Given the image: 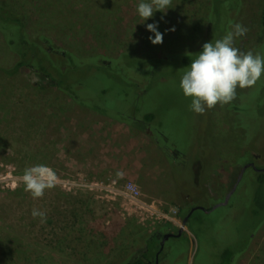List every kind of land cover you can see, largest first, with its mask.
<instances>
[{
	"label": "rangeland",
	"instance_id": "1",
	"mask_svg": "<svg viewBox=\"0 0 264 264\" xmlns=\"http://www.w3.org/2000/svg\"><path fill=\"white\" fill-rule=\"evenodd\" d=\"M0 1L23 16L32 39L44 36L79 58L103 55L108 59L127 51L155 58L201 48L203 40L196 29L208 8H216L214 14L208 13L209 24L216 26H221L216 13L228 17L230 8H238L236 22L248 31L235 39L234 46L247 52L254 45L264 2L220 0L215 5L211 0H172L166 13L157 11L143 21L136 11L140 0ZM153 23L163 35L161 44L149 40L155 34L146 25ZM213 36L209 34L212 42ZM16 62L0 34V264H112L134 250L137 233H152L164 223L178 231L182 226L179 208L207 206L202 204L206 201L199 203V195L177 192L156 142L78 106L55 88L38 87L35 75L26 68L7 73ZM163 74L151 84L141 107L155 110L168 142L188 153V163L196 157L206 159L205 170L210 172L201 180L202 195L218 204L232 193L227 205L211 209L200 215L202 221L184 228L188 264H193L195 256L205 255L201 243H215V252L223 245L235 251L242 249L245 238L252 240L238 264H264V225L256 232L258 221L250 213L253 200L250 207L246 203L258 189L254 176L240 172L241 161L236 165L225 151L215 150L230 144L225 105L204 114L191 113V98L179 87L184 71L171 66ZM259 84L264 86V74ZM124 87L132 90L131 85ZM256 93L251 91L242 100L247 111L240 112V118L248 115V131L259 133L264 142ZM119 101L126 103L124 98ZM241 148V155L245 149L250 157L256 154L254 146ZM35 165H46L56 174L55 187L38 199L24 191L21 180L24 170ZM126 182L136 186L139 202L120 196ZM144 203L151 205L154 215L141 209ZM33 209L46 212V221L33 218Z\"/></svg>",
	"mask_w": 264,
	"mask_h": 264
},
{
	"label": "trees",
	"instance_id": "2",
	"mask_svg": "<svg viewBox=\"0 0 264 264\" xmlns=\"http://www.w3.org/2000/svg\"><path fill=\"white\" fill-rule=\"evenodd\" d=\"M220 2V0H211V3L215 5ZM215 9L208 8V12L206 11L202 18L198 19L196 30L200 32V37L203 40L202 46L204 43L211 41L209 34L214 35V43L228 31H231L232 26L237 23L236 20L239 15L236 12L238 8L233 9V11L230 8L227 11L228 17H222L220 13L215 14L216 23L220 22L221 26H216L214 23L209 24L208 17L210 14L208 13L212 10L214 14ZM258 18L259 30L255 32L252 49L248 51H252L254 55L259 54L264 57V2ZM0 34L3 36L7 49L17 59L12 70H5L7 73H16L18 70L26 68L35 75L38 87L42 89L55 88L78 106L125 124L156 142L166 158L171 180L175 184L177 192L183 194V196L190 195V197L199 195V203L202 201L208 203H202L207 205L204 207L206 210H211V207L217 204V200H213L208 195H202L200 187L194 185V170H191V161L188 163L185 158L188 153L178 151L174 144L165 140L167 139V135L164 133L165 127L162 122L156 119L155 110L141 107L144 97L151 93V84L163 77V72L166 69L173 66L185 71L191 61L202 51V47L192 51L181 52L182 50H178L169 54L163 53V55L155 58H140L137 54L128 51L123 52L115 59H108L103 55L79 58L59 48L44 36L32 39L26 30L23 16L2 1H0ZM134 71L139 75L133 76L132 72ZM182 75L179 76V82ZM123 78L125 79L124 82ZM123 84L131 85L132 90L129 91L130 87L126 89ZM251 91H253L252 87L237 88L236 98L225 105L229 116L225 124L228 130L230 128L228 136L230 144L226 149H221L215 145L217 147L216 151L220 153L225 151L229 157L233 158L236 165L240 161L243 165L247 158L250 159L247 149L243 151L242 155L240 154L241 147L248 148V146L253 145L252 143L261 141L259 133L248 131L250 122L245 121L248 115L243 114V117L240 118V112L247 111L242 108V100ZM123 98L126 103L119 101ZM239 102L241 104H238ZM261 104L262 101L257 106L258 116L260 117H258V125L264 124V109ZM189 111L193 113L190 109ZM240 126L244 131L238 134L237 130ZM258 135L260 137L256 138ZM206 142L209 143L207 140ZM241 165L239 166L241 167ZM184 168L186 170H182ZM208 173L209 170H201V179L203 180L206 174L208 176ZM252 175L254 176V174ZM254 179L258 189L256 192L254 191V195H249L251 197L248 198L246 203L250 207L249 202L253 200L250 213L255 221H258L257 232L264 225V174L254 176ZM191 205L200 206L199 204H190L189 206ZM189 206L185 210L179 208L177 212L178 219L183 220L190 212L192 208H189ZM202 214L204 212L201 210L194 211L190 215V221L187 222L186 226L190 227L191 222H196V220L202 221L200 219ZM177 233L178 231L170 223L159 224L155 231L149 234L146 232L143 234L137 233L138 237L136 236L137 242L134 244V250L112 264H188V242L183 236L169 238L161 250L162 238L167 234ZM251 240V238H245L242 249L235 251L234 247L223 245L218 252H215L213 250L215 243L211 245L201 243L200 248L204 247L206 253L202 257H199L200 255L195 256L193 264H238ZM204 244L207 246H204Z\"/></svg>",
	"mask_w": 264,
	"mask_h": 264
},
{
	"label": "clouds",
	"instance_id": "3",
	"mask_svg": "<svg viewBox=\"0 0 264 264\" xmlns=\"http://www.w3.org/2000/svg\"><path fill=\"white\" fill-rule=\"evenodd\" d=\"M172 0H140L137 5L139 17L146 21L159 11L166 13L171 8ZM152 44H161L163 35L157 30L156 23L147 24ZM174 31L175 29H170ZM248 29L237 23L221 39L206 42L202 51L191 61L181 77L179 87L186 98H191L190 110L204 114L217 104L223 106L236 98L237 88L245 89L255 86L264 74V57L243 52L234 46L235 39L247 33ZM122 175V173H117ZM24 191L33 199L42 198L46 189L56 185L55 172L46 165H35L24 170L21 177ZM33 218L39 217L41 223L46 221V212L33 209ZM186 227V226H185ZM179 230V229H178Z\"/></svg>",
	"mask_w": 264,
	"mask_h": 264
},
{
	"label": "flooded vegetation",
	"instance_id": "4",
	"mask_svg": "<svg viewBox=\"0 0 264 264\" xmlns=\"http://www.w3.org/2000/svg\"><path fill=\"white\" fill-rule=\"evenodd\" d=\"M252 88H253V92L254 93L257 92L256 93V96H255L256 104L259 103L260 101H262V104L261 105H262V107L264 109V86L261 87V85L259 84V80H258L256 82L255 86H253ZM238 104H241V103L239 102ZM237 131H238V134H239V132L240 133L241 132L243 133L244 130L240 126L239 127V130H237ZM258 137H260V136L258 135L256 138H258ZM243 138H244V136H243ZM234 139H235V137H234ZM263 139H264V137H263ZM165 140H167V139H165ZM260 143H262V145H260ZM252 144L253 145L248 146V148H252V146H254L255 148H253V150L256 152V154L253 157H250V159L249 158L246 159V161L244 162V164L241 165V167H240V169H241L240 172L243 171L242 173L244 174L247 171H250L251 172L250 174H254V176L257 177L258 175L264 174V142H261L260 141V142H256V143H252ZM206 158H207V156H206ZM191 165H192L191 170H194V177H193L194 185L197 186V187H201V185H202V183H201V180H202L201 179L202 178L201 170H205V168H206V159L203 160L201 157H196L194 160L191 161ZM244 167H246V169L245 170H242ZM243 174H242V176H243ZM225 198L226 197L224 195L223 198H222V201H224ZM215 205H213L211 207L212 210H213V208H214ZM212 210H206L205 209V211H203V212L206 213V214H208ZM189 213L183 219V220H186V224H187L188 221H190V215H189Z\"/></svg>",
	"mask_w": 264,
	"mask_h": 264
},
{
	"label": "built area",
	"instance_id": "5",
	"mask_svg": "<svg viewBox=\"0 0 264 264\" xmlns=\"http://www.w3.org/2000/svg\"><path fill=\"white\" fill-rule=\"evenodd\" d=\"M123 185L124 186L121 189L122 193L120 194V196H122L124 199H128V201H138L139 202V200H141L140 199L141 194H138L136 186H134L130 182H126ZM141 209L144 210V212L148 215H154V214H152V213H154V209L151 207V205L147 206L146 203H144L143 206L141 207ZM126 212H127V210H126ZM128 215H129V213H128ZM161 218H164V215H162Z\"/></svg>",
	"mask_w": 264,
	"mask_h": 264
},
{
	"label": "water",
	"instance_id": "6",
	"mask_svg": "<svg viewBox=\"0 0 264 264\" xmlns=\"http://www.w3.org/2000/svg\"><path fill=\"white\" fill-rule=\"evenodd\" d=\"M245 169H246V167H244L242 170H245ZM242 172H243V171H242ZM231 194H232V193H231ZM231 194L228 195V196L226 197V199H225L223 202L216 204V205L214 206L213 209H216V208H218V207H220V206H222V205H227L228 200H229ZM197 210L205 211V208L202 207V206H196V207H194V208L191 209L189 215H191L194 211H197ZM185 225H186V220H183V221H182V227L178 230V233H177V234H167V235H165V236L163 237V239H162V241H161V243H160V245H161V250L163 249V246H164L166 240H168V239L171 238V237H180V236L182 235V233H183V231H184V227H185Z\"/></svg>",
	"mask_w": 264,
	"mask_h": 264
}]
</instances>
